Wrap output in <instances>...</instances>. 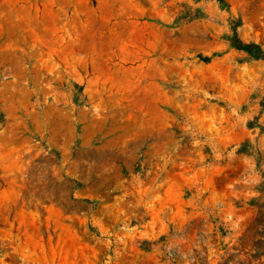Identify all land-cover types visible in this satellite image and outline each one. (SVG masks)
<instances>
[{"label": "rangeland", "instance_id": "rangeland-1", "mask_svg": "<svg viewBox=\"0 0 264 264\" xmlns=\"http://www.w3.org/2000/svg\"><path fill=\"white\" fill-rule=\"evenodd\" d=\"M0 264H264V0H0Z\"/></svg>", "mask_w": 264, "mask_h": 264}]
</instances>
